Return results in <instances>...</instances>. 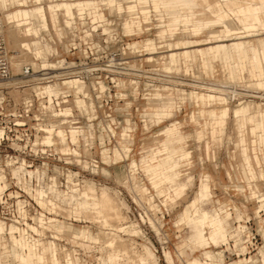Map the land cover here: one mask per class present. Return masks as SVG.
I'll use <instances>...</instances> for the list:
<instances>
[{
  "label": "rangeland",
  "instance_id": "1",
  "mask_svg": "<svg viewBox=\"0 0 264 264\" xmlns=\"http://www.w3.org/2000/svg\"><path fill=\"white\" fill-rule=\"evenodd\" d=\"M96 1L97 11H101L102 16L92 19L84 13L81 22L98 25L99 38L94 60L70 63L78 53L64 52L60 44L56 48L50 46L47 37L56 35L51 30L45 35L34 36L58 53L52 59L46 58V66L50 68L47 70L54 81L49 83L50 89L58 87L57 82L60 83L64 77L77 74L84 76L87 108L82 113L86 120L85 132L92 134L94 140L68 143L70 149L74 147L78 151V156L74 154L57 158L56 155H50L25 159L23 163L16 160L12 165L1 159L0 163L7 167L3 179L5 189L0 192V221L5 222L6 226L13 224L18 229L23 227L26 238L37 237L36 231H41L38 234L47 236V240L60 243L63 248L75 252L76 256L79 254L81 264H102L99 255L108 264H127L126 258L122 257L125 255L124 250L111 252L99 238V235L108 236L109 232L115 234L113 238L116 242H122L119 245L128 243L123 249L129 246L128 249L135 251L130 249L134 255L142 251V245H148L156 255V264H168L164 251L171 254L172 264H186L188 258L199 256L204 250H221L223 253L209 256L212 261L209 264H262L260 254L264 252V238L260 230L264 234V121L261 122L260 113H264V85H253L257 78L248 59L244 61L242 70V66L235 68V64L230 61L223 65L216 54L205 55L203 61L198 51H205L209 44L216 43L210 41L209 34L214 33L209 32L210 29L217 31L219 39H224L226 43L238 38L264 35V31L247 30L231 16L230 26L233 29L230 32L218 20H213L210 25L200 23L203 26L201 30L193 32L190 30L191 21L180 13L179 1L162 8L151 0ZM118 3L122 5L121 10L117 8ZM184 7L190 8L189 5ZM193 11L198 13L192 16L194 22H205L202 17L209 16L203 7H194ZM65 18L58 17L62 34L65 27L62 20ZM209 19L211 21L213 17ZM127 22L129 24L126 26ZM3 32L8 55L11 56L10 71L14 73L18 69L15 62L20 67L21 64L29 63V60L23 52L21 57H12L13 51L5 28ZM17 34L24 35V31L18 30ZM185 49L190 53L188 61L179 55L177 62L170 63L164 56L171 50L182 52ZM20 50L17 51L19 54ZM62 56H65L66 62ZM32 61L36 66L41 59L33 58ZM166 66L171 68L167 69ZM92 67L97 69V82L93 80ZM233 69L236 70V76L231 78L227 71ZM9 86L11 95H18L13 85ZM60 87L66 88L63 84ZM72 92L74 94V90ZM206 93L219 97L202 102L200 96ZM220 96L227 101L224 102ZM246 106L253 115V121L241 119L238 123L239 134L232 111L241 108L247 113ZM225 108H228L225 119L216 124L215 116L211 113L220 114ZM237 136L243 139L242 143L237 141ZM58 145L55 148L57 151L66 148ZM164 146L173 151L172 159L167 158ZM173 160L177 163L173 170L164 168ZM18 165V168L14 167ZM11 167L17 171L11 172ZM66 170H69L67 174ZM72 172L83 180L75 183ZM205 172L209 176L211 196L201 203L205 210H197L199 219L204 211L212 213L209 210L212 208L224 209L231 213V217L225 222L226 234L217 221L221 220L219 213L213 212L209 219L215 218L218 227L208 228L204 223L209 238L214 239L215 234H225L227 240L218 238L217 243H214L216 246L211 244L206 249L196 250L188 241L191 234L195 233L194 228L178 223V220L182 210L193 199ZM167 175L175 178L169 181ZM71 178L73 185L69 184ZM89 182L96 189L106 186L115 203L120 199L117 205L114 204L117 211L121 206L124 220L118 221L120 218L114 217L115 213H120L114 209L111 210H114V214L109 212L113 216L107 215L113 222L109 228L91 218L98 196L87 192L85 185ZM63 184L68 187L64 188ZM38 186L45 190V194L41 191L37 194ZM50 200L68 207H79L80 202H85L87 206L83 211L90 218H68L60 211L61 208H52ZM114 204L111 202L109 205ZM103 209L108 212V209ZM238 214L242 217L237 218ZM22 218H26L25 223H22ZM47 218L71 221V224L41 222ZM238 224H246L247 229L257 233L255 244L246 243L245 232L239 229L241 226L237 227ZM31 226L38 228L32 229ZM156 226L159 233L155 231ZM226 236L221 237L226 239ZM29 238L27 240H31ZM9 242H0V264H17ZM60 252V256L57 251L54 255L66 261V256ZM46 255L47 262L50 257H54L50 252ZM206 257L194 258L204 264ZM245 257L250 260L246 261Z\"/></svg>",
  "mask_w": 264,
  "mask_h": 264
},
{
  "label": "crops",
  "instance_id": "2",
  "mask_svg": "<svg viewBox=\"0 0 264 264\" xmlns=\"http://www.w3.org/2000/svg\"><path fill=\"white\" fill-rule=\"evenodd\" d=\"M114 1L115 0H106L107 3H112ZM142 1L146 2L147 0H142ZM151 1L154 4H156L159 8L174 4V3L179 1L180 7H181L180 13H182L187 19H189L191 21L192 27L190 28V30H192L193 32H198L201 30V28L203 26L201 27L200 23H202V25H210L213 20H218L221 23H223L227 27V29L225 27L226 31L230 32L231 29H233L230 26L231 22H232L231 16H233L236 19L235 6H234V3L232 0H219V3L221 4V6L223 8L222 15L221 16L214 15V18L208 22H194L192 20V16L198 14V13H195L193 11V8L194 7H202V6H199L195 0H151ZM258 1L261 2L262 4H264V0H258ZM96 2H97L96 0H53V1H47V2H45L44 0H37V2L35 4L22 5V6L14 7L12 9L8 10V12H6V22L8 23L7 24L8 30L6 29V33H7V36H9L11 49L13 51L12 57H17V58L21 57L22 52H23L24 55L26 57L30 58L31 60L33 58L41 59V61L38 63V67L39 66L45 67L46 63H47V60H46L47 53L53 52L54 50L52 51L51 48H49V46L47 44L42 43L41 39L35 38L34 36L39 37V34H42V33H44V35H45V32L48 33V32H50V30L53 32V34L56 33L57 37L62 36V31L60 30V27H59L58 17L59 16H66L65 20L63 19L62 22L65 23V27H70L73 23L76 22V16L77 15H76L75 8L77 9L78 12L87 13L92 19L95 18L96 16L101 17L102 12L97 11ZM188 5L190 8L184 7V6H188ZM117 8L119 10H121L122 5L120 3H118ZM203 8L206 10L207 13H209V10L207 7H203ZM185 10H189V12H185ZM83 16L84 15H81L80 18L83 19ZM173 20H175V19L173 18ZM247 22H251V21H249L247 19ZM128 24H129V22L126 23V26ZM242 25L247 30L255 29L256 31L258 30V32H260V33H262L264 31V27H258L257 28V26L260 25L259 23L251 25L249 27H247L245 24H242ZM18 30L24 31V35L18 36V34H17ZM211 31L214 33H213V35L209 34L210 41L212 40L213 42H216V43H214L213 45L209 44L208 49L205 51L199 49L198 53L201 56V58L203 59V61H205V59H206L205 55L216 54V56H219V58H221L220 60H221L223 65H225L227 62L230 61V63L235 64V68L240 65V66H242L241 69L243 70L244 61L246 59H248L251 63L252 69L254 70V73H255L254 75L257 78V81H255L253 83V85L254 86H263L264 85V80H263V77H264V66H263V62H264V35L242 38V39L236 37L238 39H235L234 41H232L230 43H226V42H223L224 39H219L220 35L218 34L217 31L210 29L209 32H211ZM245 36L246 35H244L242 37H245ZM12 41H13V48H12ZM207 43H210V42H207ZM17 46H18V48L16 49ZM176 46L178 48L177 43H176ZM19 48L21 49L20 50L21 54H19L17 52V51H19ZM179 55L182 56L184 61L190 60V53H189L188 49H185L182 52L171 50L169 53L165 54L164 56H165V58H167L169 60L170 63H175V62H177V56H179ZM16 63L17 62H15V65H16ZM70 63H71V61H70ZM165 68L168 69L171 67L166 66ZM223 69L226 70V67L224 66ZM227 73H228V76L231 78L236 76V70L235 69L231 70L230 72L227 71ZM63 84L72 88L76 94H78V92H84L83 88H82L81 80L77 77L64 78ZM49 85H51V84L46 83L42 87L41 86H34L33 89L37 93L43 92L46 95H57V93H59L58 91H59L60 84L58 83V87H56L54 90L50 89L48 87ZM76 97H77V100L79 102L78 96H76ZM218 97H219L218 95L206 93V94H201L200 99L202 102H204L205 100H212V99H216ZM220 97H222V96H220ZM222 98H223L224 102L227 101L225 97H222ZM227 111H228V108L223 109V111L220 114H217L216 112H212L211 115L215 116L214 122L216 124L221 123L222 120L225 119V117L228 113ZM246 111H247V113L241 108L235 109L232 111L235 124H237V126H236L237 132H239L238 123L241 119L246 118V121H253V115L250 114V112L247 110V106H246ZM59 112L60 113H67V112H69V109L64 108L63 110H60ZM260 117H261V122H263L264 121V113H260ZM246 121H244V122H246ZM214 131H216V129H214ZM55 134L57 135L59 142L66 147L65 149L69 148L63 142L64 141L63 140V136H64L63 130L59 127L58 128L56 127L55 128ZM239 134H240V132H239ZM71 136L73 139L75 134L72 132ZM48 139H49V137L47 136V138L45 140L48 141ZM237 141L242 143L243 139L240 138L239 136H237ZM164 150L167 153V158L172 159V152L173 151L171 149H169L167 146H164ZM73 152L77 153V150H74ZM244 159L247 160L246 157H244ZM176 165H177L176 161L173 160L171 162V164L165 166L164 168H168L170 170H173ZM204 177H207V178H204ZM174 178L175 177H172L170 175L166 176V179L169 181H173ZM37 189H38V191H41L42 194H45V190L41 189L40 187ZM46 191H48V190H46ZM210 196H211V191H210L209 176H208V173L205 172V173H203L201 179L199 180V183L197 185V189L193 195V199L189 202V206L182 210L180 217H179V220H178L179 221L178 223H183L185 225H188L189 227L194 228L195 233L191 234L188 241L193 246V248H195L196 250L206 249L211 244L213 246H216V245H214V243L215 244L217 243L218 238H220L223 241L227 240V236H226V239H223L218 234H215L214 239H210L209 238V231H208L207 227L204 225V223H202L199 220V215H200L199 211L205 210V208L201 207V203L203 201L207 200L208 198H210ZM260 204H258V207L260 206ZM74 206H76V201L74 202ZM220 207H223V206H220ZM197 209L199 211H196ZM227 209L229 210V208H227ZM209 210H212V213L213 212L219 213L221 220H217V221L223 226V230L227 234V230L225 228V222L227 219H229L231 217V213L226 212L224 209L216 210V208H212ZM212 213H210L209 211L203 212V214L207 218L208 223L210 224V228L212 226L215 228V225H213V224L215 223L216 225H218L217 221L214 220L215 218H213V217H212L213 219H209V217L212 216L211 215ZM241 217H242V215H240V214L237 215V218H241ZM189 218H191V219H189ZM49 219L50 220L52 219L54 221H52V220L49 221ZM41 222L42 223L43 222H47V223L57 222L59 224H61V223L62 224H71V221L66 222L64 220H59L56 218H47L46 221H41ZM212 222H213V224H212ZM31 227H32V229L38 228V227H34V226H31ZM155 231L157 233H159L158 227L156 228ZM260 231H261V234L264 238V234L262 233V229ZM206 233L208 235H206ZM37 235H39V234L37 233ZM46 237L47 236H43V238H42L44 240V242H46V245L49 246L53 243H56L53 240H47ZM45 239H46V241H45ZM54 239L59 240L56 238H54ZM6 241L7 240L5 238L0 237L1 243H4ZM206 243H207V245H204ZM11 248H12V246H11ZM12 250H13V255H14L16 262L18 264V262L23 257L24 251L19 246H17L14 249L12 248ZM220 254L223 255L221 250L217 251V252H212L211 250H204L200 253L199 256H201V257L207 256L206 258L209 259L210 258L209 256H219ZM50 255H51V253H50ZM53 255H54V253H53ZM164 256H165V251H164ZM199 256H192V257L188 258L186 260V264H187L188 260H190L194 257H199ZM52 258L54 259V264H60L59 263V257H56L54 255V257H52ZM66 258H67V260L65 262L67 264L73 263L71 255L66 256ZM73 258L75 261H77L78 264L82 263V261L79 259V254H78V256H76L75 252H73ZM99 259L101 260L102 264H108L106 261H104L102 259L101 255H99ZM221 259L223 260V256H221ZM45 260L41 264H47L48 263L47 259L45 258ZM165 261H166V258H165ZM28 264H39V263L35 262L34 259H30Z\"/></svg>",
  "mask_w": 264,
  "mask_h": 264
},
{
  "label": "built area",
  "instance_id": "3",
  "mask_svg": "<svg viewBox=\"0 0 264 264\" xmlns=\"http://www.w3.org/2000/svg\"><path fill=\"white\" fill-rule=\"evenodd\" d=\"M2 1L0 0V160L4 159L12 165L16 160L23 163L25 159H38L50 155H56L57 158L74 156L78 154L74 147L64 150H56L53 140L57 135L53 131L55 125H60L63 129V142L66 144H78L91 142L94 140L92 134H86V120L83 116V109L74 105L70 90L62 88L64 91L57 95H46L43 92H36L34 86L52 82V74L47 70L49 67L32 68L29 64H21L19 69L12 73L9 66L8 49L6 48L5 36L3 32L4 23L2 19ZM63 34L60 37H47L49 44L53 46L61 45L64 52H77L74 60L78 63H86L95 59L96 44L99 38L98 25L75 23L70 27H64ZM58 53H47L46 58L52 59ZM66 62L65 56H62ZM56 60V59H55ZM69 67V66H68ZM92 77L97 82V69L92 67ZM82 80L84 87V76L77 74ZM18 92L16 96L10 93L9 85ZM93 86H95L93 84ZM79 96L85 97V94L78 92ZM68 106L69 112L60 113L59 107ZM50 128V129H49ZM76 129L74 140L69 137V129ZM49 130V131H48ZM50 138L49 141L43 140L44 136ZM58 143V141L56 142ZM68 147V146H67ZM76 149L78 147L76 146ZM27 166L29 164H26ZM7 166L0 163V192L5 189L3 185L4 169ZM9 167V166H8ZM11 169V168H10ZM69 170H66V174ZM72 178L75 183L81 178L77 173L72 172ZM67 188V184H63ZM22 223L26 218H22ZM246 243L255 244L256 235L251 229H247L243 224ZM246 246V245H245Z\"/></svg>",
  "mask_w": 264,
  "mask_h": 264
},
{
  "label": "bare ground",
  "instance_id": "4",
  "mask_svg": "<svg viewBox=\"0 0 264 264\" xmlns=\"http://www.w3.org/2000/svg\"><path fill=\"white\" fill-rule=\"evenodd\" d=\"M2 2V7H4V9H3V14H2V22L4 23V28H5V30H6V28H7V22H6V12H8V10H10V9H12V8H14V7H18V6H22V5H32V4H35L36 2H37V0H1ZM45 2H47V1H53V0H44ZM196 1V0H195ZM233 1V3H234V6H235V12H236V19L240 22V23H242V24H245L247 27H249V26H251V25H254V24H256V23H258L259 22V24L261 25V26H263L264 27V4H262L261 2H259L258 0H232ZM197 2V4L199 5V6H202V7H207L208 8V10H209V13H208V15L209 16H203L202 18L204 19V21L205 22H207V21H209L210 19V17H213L214 18V15H218V16H221L222 15V12H223V8H222V6H221V4L219 3V0H197L196 1ZM206 3V4H205ZM75 11H76V22L75 23H81V22H83L82 21V19L80 18V16L81 15H84V13L83 12H78L77 11V9L75 8ZM85 16V15H84ZM66 17V16H65ZM247 19H250L251 20V22H247ZM84 20V19H83ZM75 23H73V24H75ZM4 28H3V30H4ZM249 32V31H248ZM254 35V34H253ZM5 36V35H4ZM6 37H7V33H6ZM8 38V37H7ZM43 39V38H42ZM5 40H6V38H5ZM8 40V39H7ZM50 46H53L52 44H50ZM53 47H55V46H53ZM8 57H9V61H10V58H11V56L10 55H8ZM28 58V57H27ZM19 59H21V58H19ZM28 60H29V63H25V64H29V65H31L32 66V68H36V66L38 65L37 63H36V66L33 64L34 63V61H32V62H30V58H28ZM49 60V59H48ZM16 65H17V68L19 69V63L17 62L16 63ZM17 69V70H18ZM52 69V68H51ZM72 77H77V76H72ZM64 78H69V77H64ZM64 78H62V80H60L61 82V85L63 84V79ZM77 78H79V77H77ZM80 79V78H79ZM81 80V79H80ZM52 82H54V81H52ZM52 82H48V84L49 83H52ZM59 83V82H58ZM59 83V84H60ZM81 83H82V80H81ZM45 84V83H44ZM44 84H42V85H44ZM42 85H39V86H42ZM60 85V86H61ZM66 88H65V91L66 90H73L72 88H70V87H68L67 85H65V84H63ZM210 88V87H209ZM220 89V88H219ZM62 91H64L63 89H61V87H59V91L58 92H62ZM83 91L84 92H81L82 94H85L86 95V91L83 89ZM73 93V92H72ZM78 96V98H79V102H78V100H77V97L76 96ZM72 98H73V102H74V105L76 106V107H78V108H81V109H83V110H86V108H87V102H86V99L85 98H82L81 96H79V94H76L75 92H74V94L72 95ZM64 108H68L69 109V107L68 106H62V107H59V111L60 110H63ZM61 128L62 129V127L60 126V125H55L54 127H53V131H54V133H55V128ZM50 129V128H49ZM63 130V129H62ZM49 131V130H48ZM74 133L75 134V132H76V129H74V128H70L69 129V137H70V139L73 141L74 140V138L72 139V136H71V133ZM64 133V132H63ZM48 136V135H47ZM47 136H44L43 137V140L45 141V142H47V140H45L46 138H47ZM50 140V138L48 139V141ZM58 141V143H56ZM53 143H54V148H56V145L57 144H59L58 145V147L60 146V145H62L60 142H59V140H58V138H56V140L54 141L53 140ZM77 157V156H76ZM133 164H135V163H133ZM15 168H18L19 167V165L18 166H14ZM12 168L11 167V172H13V173H15L17 170H15V168ZM20 167L23 169L24 167L20 164ZM25 169V168H24ZM69 172V171H68ZM21 173H24L23 171H21ZM0 177H1V173H0ZM21 179V178H20ZM81 180H83L82 178L80 179V181ZM70 182H69V184L70 185H73L74 184V181H73V179L71 178L70 180H69ZM3 185H5V183L3 182ZM23 185V184H22ZM135 185H137V184H135ZM84 186V185H83ZM138 186V185H137ZM30 186H28V189H30L29 188ZM85 187H86V190H87V192L90 194V195H97L98 196V199H96V206H94L93 207V209H92V215H91V218L92 219H94L95 221L97 220V222H100V224L102 225V226H105V227H108V226H110L111 225V223H113V222H111V219L109 218V216H107V215H109V214H111L112 216H113V214H114V210L116 211V212H119L120 211V207H119V211H117L118 209H117V207L115 206V204L117 205L118 203H119V201H120V199H119V201H118V203H115L116 202V200L114 201V198L111 196V194H109V192L107 191V188H105L106 186H102V187H100V188H98V189H96V186H94L91 182H89V183H87L86 185H85ZM32 189V188H31ZM145 189L143 188V190L142 191H144ZM36 191H37V194H38V189L36 188ZM140 191H141V189H140ZM35 194H36V192H35ZM37 194L34 196V198H36V196H37ZM111 198H113V199H111ZM110 200H112V201H110ZM118 200V199H117ZM114 201V202H113ZM123 201V200H122ZM110 202V203H109ZM111 202H112V204H114L113 206H110L111 205ZM124 202V201H123ZM83 204V205H82ZM110 204V205H109ZM124 204H125V206H127L126 205V203L124 202ZM50 205H51V207L52 208H55V206L57 207V209H60V211L61 212H63V213H65L67 216L66 217H81V219L83 218V219H87V218H90L89 216H87V213L85 212V211H83V208L84 207H86L87 206V203H81L80 202V206L79 207H68V206H64V205H61L60 203H58V202H55V201H51L50 200ZM110 206V208H109V206ZM121 205V204H120ZM123 205V204H122ZM48 206H49V204H48ZM58 206H59V208H58ZM108 206V208H106ZM119 206V205H118ZM174 206V205H173ZM116 207V208H115ZM103 208H105V209H108V212L107 211H105ZM126 208V207H125ZM56 209V208H55ZM110 209V210H109ZM112 209H114L113 211H111ZM117 209V210H116ZM198 210V209H197ZM196 210V211H197ZM60 211H59V213H60ZM105 212H107V213H105ZM109 212H112V213H109ZM122 211H120V213H115L116 215H114V217L116 218V219H119L118 221H120V220H124L125 219V216L121 213ZM109 213V214H108ZM65 214H63V215H65ZM93 216V217H92ZM189 219H191V218H189ZM201 222H203V223H205V225L207 226V227H209L210 228V224L208 223V221H207V218H206V216L203 214V216H202V218L201 219H199ZM188 221V220H187ZM5 223V222H4ZM3 222H1L0 221V237H3V238H5L6 240H9L10 242V245L12 246V248L14 249V248H16L17 246H19L23 251H24V254H23V257L21 258V260L18 262V264H28L29 263V261H30V259H34L35 260V262H37V263H39V264H41L42 262H44V260H45V256H47L46 255V253H48V252H50L52 255H53V253L54 252H56L57 251V254L60 252L59 250H61V252H60V254L61 253H63V255L64 256H68V255H71V257H72V264H78L77 263V261H75L74 260V258H73V251L72 250H67V249H65V248H63L59 243H53V244H51V245H46V243L44 242V240L42 239L43 238V236H41V235H37V237H28L27 236V238H26V235H25V233L23 232V230H22V228L23 227H21V229H18L16 226H14L13 224H10V225H8V226H6L5 224H4ZM212 224H213V222H212ZM119 224H117V226H118ZM213 225H215V228L217 229V227H218V225H216L215 223L213 224ZM115 226V225H114ZM239 226H241V228H239ZM237 227L241 230V231H244V228H243V224H238L237 225ZM109 228V227H108ZM36 231V230H35ZM36 233H39V234H41V231H36ZM100 233V232H99ZM98 233V234H99ZM17 234V235H16ZM109 234L111 235L112 234V232L110 233L109 232ZM108 234V236L107 235H102V236H106V237H108V239L106 238H104V237H102V236H100L99 235V238L100 239H102V241H103V243H104V246L109 250L110 249V251L111 252H120V251H122V250H124L123 252H125V255L124 256H122V257H125L126 258V262H127V264H156L157 263V258H156V255H155V253L153 252V250L148 246V245H146V244H144V245H142V251H140L137 255H134L135 253H133V249L132 248H130V249H132L131 251H130V249H128L129 248V246L127 247V249H123V246H125L126 247V245H129L128 243H126V245H121V241L119 240V241H117L116 242V239L115 238H113V235H115V234H113V235H111L112 237H110V235ZM223 235V237H225L226 235L225 234H222ZM221 235V236H222ZM117 237H118V235H116ZM115 237V236H114ZM31 239V240H27V239ZM119 239H120V237H119ZM119 242H121L120 243V245H119ZM134 242V241H133ZM117 244V245H116ZM123 244H124V241H123ZM130 244H133V243H130ZM122 246V247H121ZM124 247V248H125ZM130 247H132L131 245H130ZM134 248V247H133ZM262 248V247H261ZM126 250H128L127 251V254H126ZM59 251V252H58ZM64 251V252H63ZM129 252V253H128ZM135 252V251H134ZM122 253V252H121ZM132 254L133 256H131V255H128V254ZM120 254V253H119ZM124 254V253H123ZM59 255V254H58ZM122 255V254H121ZM261 260H262V264H264V252H261ZM60 256V255H59ZM127 256V257H126ZM50 257V256H49ZM48 257V258H49ZM165 258H166V261L169 263V264H172V256H171V254L168 252V251H165ZM62 258L61 257H59V263L60 264H67L65 261H63V260H61ZM244 259H246V261L247 260H250V258H244ZM209 259H206L205 261H204V264H209L210 262H212V261H210ZM48 262H49V264H54V259L52 258V257H50V259H48ZM174 263V262H173ZM48 264V263H47ZM80 264V263H79ZM188 264H202L198 259H195V258H192V259H190V260H188Z\"/></svg>",
  "mask_w": 264,
  "mask_h": 264
}]
</instances>
